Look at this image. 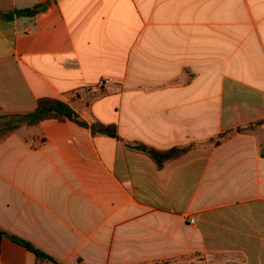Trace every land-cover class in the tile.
<instances>
[{
    "label": "crops",
    "instance_id": "crops-1",
    "mask_svg": "<svg viewBox=\"0 0 264 264\" xmlns=\"http://www.w3.org/2000/svg\"><path fill=\"white\" fill-rule=\"evenodd\" d=\"M42 98L195 146L159 169L69 120L23 127L0 140V229L62 264H264V0H0V114ZM0 264L37 263L5 238Z\"/></svg>",
    "mask_w": 264,
    "mask_h": 264
},
{
    "label": "trees",
    "instance_id": "trees-1",
    "mask_svg": "<svg viewBox=\"0 0 264 264\" xmlns=\"http://www.w3.org/2000/svg\"><path fill=\"white\" fill-rule=\"evenodd\" d=\"M46 8L45 5H38L34 9H27L19 11L20 15L34 16ZM48 120L58 121H71L78 124L81 127L90 129L93 135H106L125 143V146L135 152L143 153L149 156L158 166L159 169H163L168 163L178 159L182 155L189 152L195 144L187 147L173 148L169 151H159L153 147L144 145L138 142H129L123 140L119 134L115 125H105L103 123H95L89 125L84 121L80 115L66 102L53 98H42L38 101L36 109L28 114H0V140L12 135L17 130L23 127H32L41 124ZM261 124V123H259ZM242 129H238L241 131ZM234 132L219 135L216 138L211 139L210 143L218 145L227 138L231 137ZM5 238L11 239L13 242L23 246L29 252L33 253L36 257L37 264H43L44 262H50L52 264H62L49 256L39 248H37L30 241L21 239L15 235H9L2 229H0V255H1V243Z\"/></svg>",
    "mask_w": 264,
    "mask_h": 264
},
{
    "label": "built area",
    "instance_id": "built-area-1",
    "mask_svg": "<svg viewBox=\"0 0 264 264\" xmlns=\"http://www.w3.org/2000/svg\"><path fill=\"white\" fill-rule=\"evenodd\" d=\"M112 83V81L110 80V79H106V80H103L100 84H99V86H100V88H103V87H105L107 84H111ZM191 223L193 224L194 223V220L192 219L191 220Z\"/></svg>",
    "mask_w": 264,
    "mask_h": 264
},
{
    "label": "rangeland",
    "instance_id": "rangeland-1",
    "mask_svg": "<svg viewBox=\"0 0 264 264\" xmlns=\"http://www.w3.org/2000/svg\"><path fill=\"white\" fill-rule=\"evenodd\" d=\"M107 85H109V84H107ZM98 87H100L99 85H98ZM102 89V88H101Z\"/></svg>",
    "mask_w": 264,
    "mask_h": 264
}]
</instances>
